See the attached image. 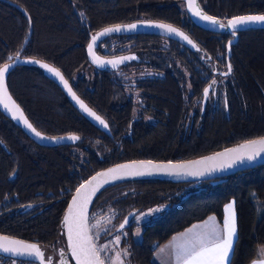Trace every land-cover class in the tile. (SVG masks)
<instances>
[{
  "label": "trees",
  "instance_id": "16d2710c",
  "mask_svg": "<svg viewBox=\"0 0 264 264\" xmlns=\"http://www.w3.org/2000/svg\"><path fill=\"white\" fill-rule=\"evenodd\" d=\"M197 4L221 23L264 14V0ZM17 5L31 21L19 54L29 21ZM151 23L172 25L196 47L152 30ZM132 24L137 27L99 38L89 55L92 35ZM237 33L230 46L232 71L220 75L214 70L226 71L225 45L231 35L195 25L184 0H0V67L15 57L49 64L108 124L104 128L72 107L75 101L47 69L23 63L10 67L4 79L7 92L0 96V234L65 249L61 222L66 204L95 171L134 159H191L264 136V28ZM124 55L135 57L121 64L126 71L134 66L136 80L117 82L108 70L91 67ZM13 105L41 136L58 142L30 137L7 114H13ZM191 182L132 179L104 188L92 202L89 222L95 212L112 222L97 240L118 233V224L133 210L129 225L120 230L126 232L119 242L123 264H155L151 257L162 242L209 215L221 221L224 204L232 200L238 236L229 264H249L264 245V163L187 189ZM159 205L165 208L150 222L134 220L136 213ZM137 228L139 239L133 234ZM13 260L38 264L0 255V264Z\"/></svg>",
  "mask_w": 264,
  "mask_h": 264
},
{
  "label": "snow or ice",
  "instance_id": "6c2138e0",
  "mask_svg": "<svg viewBox=\"0 0 264 264\" xmlns=\"http://www.w3.org/2000/svg\"><path fill=\"white\" fill-rule=\"evenodd\" d=\"M188 9L192 12L194 17H199L200 20L206 21L210 24L216 25L219 24L220 28H231L232 36L236 35V29L238 26H242L248 23H264V15H249V16H238L233 17L232 19L227 21V25L224 23L219 22L215 17L203 14L202 11L199 9L197 4V0H187ZM31 21L29 20V23ZM126 29H135L137 26L135 24L125 26ZM157 28L164 29L168 33H174L175 35L181 37L183 40L187 41L193 47H196L195 44L185 35L183 32L179 31L177 28H174L170 24H157L155 25ZM119 32L121 31L120 26H116L115 28H105L103 32L97 33L96 35L92 36V42L89 43L88 49L89 52H92L94 44L97 42L98 37L103 36L110 32ZM231 41H229V45H231ZM123 59H135V57H124ZM98 58L94 57V62H96ZM15 63V61H13ZM99 63L103 64V61H99ZM107 63L112 64L113 67L116 66V61H108ZM11 65L5 64L3 67H0V88H3L4 92H7L6 87H4V79L5 74L9 71ZM41 67L47 69L49 72L53 73L56 77L60 79L63 83L65 89H67L69 95L72 99L80 106V108L86 112L89 116L93 117L96 121H98L104 128H108V124L95 112L87 107L82 100H80L76 94L72 91L71 87H69L68 81L64 80V77L61 73L47 65L41 64ZM232 68L231 65H228V73H224L227 75L231 73ZM209 94V89H204V96L207 97ZM5 108H8V105H4ZM15 111H13V119L17 118V113H19V118L23 120L24 125L30 129L35 136L44 139L45 137L41 136V133L36 131L33 128L32 124L28 122L27 119L24 118L23 113L20 111L18 106L13 105ZM12 111V109H8ZM63 139V138H59ZM67 139L75 141L78 140V136H69ZM250 145H260L261 147L251 153H248L246 156L239 157L238 159L240 162L246 158L248 161L254 160L257 156L260 155L261 152H264V139L259 141H250ZM232 163H235L233 161ZM232 163L223 165L222 167H231ZM184 165H154L151 161L148 162H140L139 164H131V165H118L116 168L108 169L107 172L98 173V176H110L112 180H117L122 178L123 176H140L145 174H152L153 171L155 172H164L169 175H179L180 171L184 169ZM190 175H204V172H191ZM93 180H96L97 177H93ZM92 181H89L90 184ZM109 181L105 180V183ZM86 187V185H80L78 188L77 196L73 197V205L77 204V201L80 197L81 191ZM165 205H159L155 208H151L148 210L147 213H140L141 216L152 215L154 213H159L163 211ZM72 206L70 205L69 211L71 212ZM225 212L227 215L224 217L222 235H219L214 230L211 233H197L191 239H189L184 245L177 247L174 250L175 257L177 264H229V258L231 251L233 250L234 244L236 242V238L238 236V228H237V220L234 211V202H231L225 206ZM139 218V217H137ZM85 219L84 210H81L79 218L77 219L75 226L73 223L70 222L69 217H65V225L68 229V240H69V247L71 248L72 255L76 259L77 264H105V261L101 259V253L105 252L106 245H101L97 247L91 237H88L86 234V230L83 225V221ZM214 217H209V221L214 220ZM110 222V221H109ZM128 223V218L125 217L124 222L119 225V230H123L125 225ZM208 224V221H205V226ZM200 227L198 225H193L192 228L187 229V234L193 233V229ZM139 232L137 231L136 235ZM186 233H181V236H185ZM4 241H8L7 237L2 238ZM121 237L117 235L115 237V242L119 243ZM175 240L176 237H173ZM9 244L14 246H9ZM0 251L4 253H11L13 256L18 255H35L41 257V264H43V254L41 253L40 249L34 245L29 244L25 245L19 241H10L8 243L0 244ZM163 251V249H161ZM124 255H128L127 249L124 250ZM12 264H16L15 260H13ZM49 264H51V260H49ZM112 264H123V261H114ZM252 264H256L255 261ZM261 264H264V260H262Z\"/></svg>",
  "mask_w": 264,
  "mask_h": 264
},
{
  "label": "water",
  "instance_id": "95a60500",
  "mask_svg": "<svg viewBox=\"0 0 264 264\" xmlns=\"http://www.w3.org/2000/svg\"><path fill=\"white\" fill-rule=\"evenodd\" d=\"M184 6H185V11H186L189 19L198 27L205 29V30L213 31V32H224V31H226L227 33H229L231 35V37L227 40L226 45H225L226 46V54H225L226 71L214 70L216 73H218L220 75H224V73H228V65L230 64L229 63V57L231 54V48H230L231 45H229V41L232 42L231 44H234L237 41V39H238V33L237 32L240 30L264 28V23H248V24H245L242 26H238L237 29L235 30L236 35L232 36L231 33H232L233 29L227 28V27L220 28L219 24L213 25V24H210L206 21L200 20L199 17H194L192 15V12L188 9L187 0H184ZM20 9L25 13V11L22 8H20ZM249 15H264V14H249ZM249 15H241V16H249ZM26 16H27V19L29 21L30 19H29L27 14H26ZM236 17H238V16H236ZM230 19H232V18H230ZM227 21L224 23L225 25H227ZM116 26H120L121 31H123L126 29L125 26H127V25H116ZM116 26H112L109 28H115ZM121 31H119V32H121ZM100 32H103V30ZM100 32H98V33H100ZM113 32H116V31H113ZM30 33H31V22L29 23L28 35H27L26 39L24 40V42L22 43V45L18 51V54L20 53V51L25 46V44H26V42L30 36ZM92 36H94V35H92ZM92 36H91V38H92ZM103 36L98 37V39L102 38ZM91 42H92V39H90L89 43H91ZM88 52H89V49H88ZM89 55L91 57H93L92 52L91 53L89 52ZM13 61H15V63H13ZM13 61L6 63V64H9L11 66H15V65L20 64V63L27 64V65H37V66H41V64H47V63L40 61V60L29 59V58H19V57H15V59ZM47 65H49V64H47ZM1 67H3V65ZM64 80H65V78H64ZM59 81H60V79H59ZM60 84H61V87L64 89V91L69 95L67 89L64 88L63 83L61 81H60ZM69 87H70V85H69ZM2 93H3V88H0V96L2 95ZM8 99L10 101H12L10 97ZM5 112H7V111H5ZM7 114L10 117H12V119H13L12 113L7 112ZM13 120L30 137H32L34 140H36L40 143L52 144V143L58 142V139H46V138L41 139L40 137L35 136V134L24 125L23 120H21L19 118V115H17V118L13 119ZM261 139H264V136L245 140V141L236 143L234 145L222 148L220 150H217V151H214V152H211V153L199 156V157L186 159V160L154 161V160H150V159H134V160L117 162V163L108 165L104 168H101V169L95 171L94 173L89 175L87 178H85L82 182H80L76 186V188L74 189L70 198L68 199V202L66 204V207H65V210H64V213L62 216L61 231H62V235H63L64 241H65V250L63 251L62 256L64 257L66 264L68 261V259H67L68 256H69V258L73 264H77V262H76V259L72 255L71 248L69 247L68 229H67V226L65 225V217L68 216L70 222L73 223V226H75V223H76L77 219L79 218L81 210L83 209L84 210V216H85V219L83 221V225H84V228L86 230L87 236L92 238L90 228H89L90 208H91V205H92L94 198L104 188L108 187L109 185L118 183V182H122L125 180H132V179H148V178L152 179L153 178V179H162V180H170V181L191 182V181L210 180V179H214V178L224 177V176L230 175L232 173H235L238 171H243V170H246V169H249V168H252V167H255V166H258V165L264 163V152H261L260 155L257 156L252 161H248L245 158L243 160V162H240V160L238 159L239 157L246 156L248 153H251V152L258 150L261 147L260 145H250L249 142L250 141H259ZM148 161H151L152 164H154V165H169V164H171V165H184L185 167L183 170L180 171L179 175H176V174L169 175V174L164 173V172L153 171L152 174H145V175H140V176H123L122 178L117 179V180H112L110 176H98L97 175L98 173L107 172L108 169L116 168L118 165L139 164L140 162H148ZM233 161H235V163H232ZM229 163H232L231 167H222L223 165H226ZM200 171L204 172V175L197 176V175H190L189 174L191 172H200ZM93 177H97V179L93 180L92 179ZM105 180H107L109 182L105 183ZM89 181H92V182L89 184L88 183ZM82 184L86 185V187L81 191L80 197L77 201V204L73 205V197L77 196L76 190L78 188H80V185H82ZM70 205L72 206L71 212L69 211ZM134 213L135 212L133 210H131L122 218V220L120 221V223L117 226V231L119 229V225L124 222L125 217L128 218V223L125 225V227H127L129 225L130 220L133 217ZM3 237H7L8 241H4L2 239ZM10 241H19L25 245L34 244L41 251V248L37 243L31 242V241H26V240L19 239L16 237H12V236H8V235L0 234V244L8 243ZM9 246H14V245L9 244ZM0 255L5 256V257H9L12 259L32 261V262H36L38 264H41V257L35 256V255L24 254V255L13 256L11 253H4L2 251H0Z\"/></svg>",
  "mask_w": 264,
  "mask_h": 264
},
{
  "label": "rangeland",
  "instance_id": "374dc122",
  "mask_svg": "<svg viewBox=\"0 0 264 264\" xmlns=\"http://www.w3.org/2000/svg\"><path fill=\"white\" fill-rule=\"evenodd\" d=\"M157 24L158 23H151L149 27L152 30H156L157 32H160V33H164V34H168V35H175L174 33L170 34L167 31H165L164 29L155 27V25H157ZM132 68H134V67H130L129 69H132ZM199 185H201V184H199V182L195 181V182H191V183L187 184L185 187L187 189H193L194 187L199 186ZM231 202H233V201L229 200L223 206V218H222L223 221H224L225 215H227V213L225 212V206ZM155 207H157V206H155ZM155 207H153V208H155ZM148 210L149 209H146L142 212L136 213V215L134 216V220L136 222H150L155 216H157L160 213V212L154 213L152 215H146V216L140 215V213H147ZM137 217H139V218H137ZM111 222L112 221L110 220V217L108 215H97L96 212L91 215V220L89 222V228H90V232H91V236H92L94 244L97 247H100L101 245L107 246L105 252L101 253V259H103L105 261V264H112V262H114V261H123V259H122L123 251L121 250L119 243L115 242V237L117 235H119L121 237V239L125 238L126 237L125 231H123V232L118 231V233L112 234L110 236V238L104 242H99L97 240L98 237L105 230H107L109 227H111ZM137 231L139 232L138 235H136ZM140 233H141V228L135 229V231L133 233L134 238L139 239ZM12 262L13 261H11L10 264H12ZM123 263H124V261H123Z\"/></svg>",
  "mask_w": 264,
  "mask_h": 264
},
{
  "label": "crops",
  "instance_id": "0c3cea01",
  "mask_svg": "<svg viewBox=\"0 0 264 264\" xmlns=\"http://www.w3.org/2000/svg\"><path fill=\"white\" fill-rule=\"evenodd\" d=\"M209 217H214L215 219L209 221ZM205 221H208L206 226ZM223 223V219L219 221L216 216L209 215L201 221L190 224L183 230L172 234L167 240L162 242L153 252L151 257L152 261L155 264H177L174 253V250L177 247L184 245L197 233H211L215 230L217 234L222 235ZM193 225H198L200 227L193 229V233L187 234V229L192 228ZM181 233H186V235L181 236ZM173 237H176V239L174 240ZM161 249H163V251H161ZM262 260H264V245L258 247L256 257L249 264H252L253 261H255L256 264H261Z\"/></svg>",
  "mask_w": 264,
  "mask_h": 264
},
{
  "label": "flooded vegetation",
  "instance_id": "af4514ba",
  "mask_svg": "<svg viewBox=\"0 0 264 264\" xmlns=\"http://www.w3.org/2000/svg\"><path fill=\"white\" fill-rule=\"evenodd\" d=\"M124 57H131L130 55H124V56H120L119 58H117L116 60L114 59L113 61H116L117 64L115 67H113L112 64L107 63L108 61L106 59L102 60L104 63H96L91 65L92 68L94 69H106L108 70L109 74L111 77L114 78L115 81H123V80H127L128 78H133V80H136L137 78H135V73L137 72L135 68L129 69V70H125L122 69L123 65L121 63L124 62H128L131 59H123ZM134 67V66H132ZM75 104L72 105V107L79 109L80 106L74 102ZM83 113L85 114L86 117H88L90 120H95L93 117L89 116L86 112L83 111ZM100 116V115H98ZM101 117V116H100ZM97 125V123H96ZM41 248V253L43 254V264H49V260H51V264H66V261L64 259V257L62 256V253L65 249H61V250H53V249H48V248H44V247H40ZM68 261L67 264H73L72 261L70 260L69 256L67 257Z\"/></svg>",
  "mask_w": 264,
  "mask_h": 264
}]
</instances>
